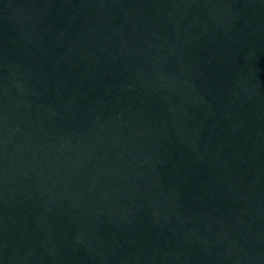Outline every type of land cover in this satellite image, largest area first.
I'll return each instance as SVG.
<instances>
[{
    "label": "water",
    "instance_id": "obj_1",
    "mask_svg": "<svg viewBox=\"0 0 264 264\" xmlns=\"http://www.w3.org/2000/svg\"><path fill=\"white\" fill-rule=\"evenodd\" d=\"M0 264H264V0H0Z\"/></svg>",
    "mask_w": 264,
    "mask_h": 264
}]
</instances>
